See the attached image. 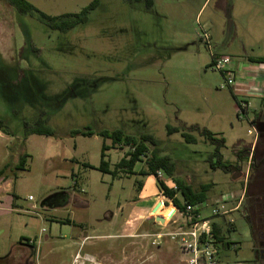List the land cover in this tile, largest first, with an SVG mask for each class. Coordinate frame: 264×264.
I'll use <instances>...</instances> for the list:
<instances>
[{
	"label": "rangeland",
	"instance_id": "obj_1",
	"mask_svg": "<svg viewBox=\"0 0 264 264\" xmlns=\"http://www.w3.org/2000/svg\"><path fill=\"white\" fill-rule=\"evenodd\" d=\"M93 1L28 0L50 17L80 14ZM154 2L147 11L142 4L101 0L86 23L62 32L0 0V120L13 136L0 134V169L10 165L0 177L1 183L9 179L0 192V259H10L0 264H17L26 246L29 264H74L78 254L90 255L93 264H186L189 256L176 244L163 240L155 247L147 237L177 227L143 220L147 211L135 205L143 177L114 179L96 170L103 144L112 147L110 163L130 151L98 135L118 131L154 138L150 151L169 157L177 179L206 197L204 218L215 207L234 208L232 201L220 203L222 197L239 202L246 185L241 209L215 218L231 243L220 262L264 264V166L248 170L244 158L238 171L214 170L208 161L214 146L189 130L221 132L225 165L237 167L235 151L244 155L257 140V163L264 157V137L255 140L249 121L237 117V102L231 89H221L223 75L201 39L209 33L214 51L228 43L229 70L239 56L264 57V0ZM247 101L252 110L261 104ZM43 127L55 137L33 135L24 146L25 133ZM169 128L179 132L169 135ZM88 130L95 135H72ZM183 132L198 142L187 143ZM24 153L27 163L17 171ZM61 191L73 195L67 207H43ZM168 208L163 216L169 218ZM67 220L72 224L60 223Z\"/></svg>",
	"mask_w": 264,
	"mask_h": 264
},
{
	"label": "trees",
	"instance_id": "obj_2",
	"mask_svg": "<svg viewBox=\"0 0 264 264\" xmlns=\"http://www.w3.org/2000/svg\"><path fill=\"white\" fill-rule=\"evenodd\" d=\"M7 3L15 8L22 15H32L40 18L41 21L47 23L53 29H60L62 32H68L69 30L79 26L83 23H86L88 20L89 13L100 6L101 0H94L89 6H87L80 14H66L60 17H50L32 4L27 2L26 0H6ZM125 2L130 5H138L142 4L147 11H152L155 5L154 0H125ZM60 23L61 25H58ZM251 63H259L264 64V58H250ZM255 124H257L255 122ZM28 124H26L27 126ZM192 132L198 133L201 137L207 140L214 146V152L209 158L210 167L214 170H223L225 172H233V170H240V167H234L224 164V158L222 156V149L225 147L224 138H218L215 134L210 132L208 129H201L198 126L191 127L189 129ZM0 132L6 136L12 137V134L6 127V125L0 120ZM178 129L169 128V135L173 133H178ZM32 135L46 136V137H55V134L47 128H32L28 130L23 136L24 146L27 139ZM75 136H83V137H93L95 135L94 132L88 130L87 132H74L72 134ZM102 138L109 139L112 141V145H120L121 147L129 148L130 151L127 152L125 157L115 165L114 169L111 170L110 163L106 160V152L112 149V147H108L105 144L102 146V154H101V163L96 170L105 174L111 175L114 179L119 177L136 175L134 172V168L138 163H146V170L140 172V176L143 177H155L158 171H162L165 175L172 180H174L177 190H173L168 188L164 182H159V187L163 193V196L169 200L173 201V204L179 208L184 209L185 204H193L198 205L201 203H205L207 201L206 197L203 193L199 191H194L193 188L187 185L184 181H180L177 179L174 172V164L172 160L167 156H160L157 151H150V146H155L157 142L151 136H142L140 138L131 137L125 135L123 132H101L98 134ZM183 139L189 144H196L197 139L192 136L190 133L183 132ZM262 137V136H261ZM150 145V146H149ZM149 152H151V156H149ZM27 154H22L18 160L17 171H22L23 167L27 163ZM258 167L257 159L255 153H253V162L252 168L256 169ZM10 168V165L5 166L0 171V177L4 175V173ZM91 169H95L90 167ZM142 184L140 182L136 183L137 190L140 191ZM205 187L203 191H206ZM177 194L180 196V199L177 198ZM72 193L67 191L58 192L49 198H47L43 202V207L49 209H57L67 207L72 201ZM63 225H71L72 222L70 220L60 222ZM249 223V221H248ZM251 227L252 236L254 235V229L252 225L249 223ZM213 230L215 233L216 245L219 250V257H221V252L223 250L230 249L231 243L227 242L224 235H221L220 228H218L215 224L213 225ZM10 259V256H7L3 259H0V263H4ZM221 259V258H220Z\"/></svg>",
	"mask_w": 264,
	"mask_h": 264
},
{
	"label": "built area",
	"instance_id": "obj_3",
	"mask_svg": "<svg viewBox=\"0 0 264 264\" xmlns=\"http://www.w3.org/2000/svg\"><path fill=\"white\" fill-rule=\"evenodd\" d=\"M201 39L205 40L209 51L213 53L210 35L205 33ZM230 63L231 59L229 57H222L213 62L214 69L221 72L224 78V84L221 86V89H233L237 84V75L227 68ZM236 102L237 117L242 121L244 119L249 121L251 129L248 130V133L250 135H255V140H257L258 131L254 119L250 118V104L244 98H239ZM165 177L166 175L164 172L158 171L154 178L157 181H162ZM173 190L176 191L177 187H174ZM234 199L235 197L233 195L224 196L220 203L226 204L234 201ZM30 200H32V198H30ZM242 200L240 199V201ZM161 202L163 205L159 213L152 215L153 221H155L156 217H160L159 215L162 213V217L160 218L165 220V224L164 226L158 224V226H175L177 228L174 231L148 234L147 237L152 239V246L159 247L163 240H169L176 244L182 253L189 256L186 264H222L220 262L218 247L216 245L213 225L215 224V218L223 217L227 215L228 212H221L219 207H215L212 209L211 215L204 218L202 212L209 207V204L206 202L198 205L185 204L183 210L177 208L173 204V201L167 198ZM168 204H170V206ZM166 208L169 209V218L163 216V212ZM178 217H181L182 219L181 224H179V221L177 220ZM28 244L34 245L33 242H29ZM94 262L95 260L90 255L82 257L78 254L74 258V264H93Z\"/></svg>",
	"mask_w": 264,
	"mask_h": 264
},
{
	"label": "crops",
	"instance_id": "obj_4",
	"mask_svg": "<svg viewBox=\"0 0 264 264\" xmlns=\"http://www.w3.org/2000/svg\"><path fill=\"white\" fill-rule=\"evenodd\" d=\"M27 2H28V0H27ZM210 38L212 41L213 39L211 36H210ZM212 46H214L213 43H212ZM217 46H218L217 47L218 51H216L217 48L214 51V47H213V53L210 52L212 60L214 61V60H217V59L222 58V57H229L232 61V58H231L232 56L228 55V53H227L228 48L230 47L228 45V43L224 42L222 45H217ZM250 58H264V57H249V56L240 57L239 56L238 62H237L238 65L236 66L235 69L230 70L237 75V84L230 91H231V94L234 97L235 101H237V99H239V98H244L246 100L250 99V98L251 99L252 98L260 99L261 104H260L259 108L253 109V110L250 109L251 110L250 118L254 119V121L257 123L256 126H257L258 137H259L258 139H260L261 136L264 137V64L251 63L249 61ZM256 91H258L259 93H257ZM250 108H251V106H250ZM210 130L209 131L212 132L213 134H215L218 138H222L221 132L214 131L212 129H210ZM0 134H3V133L0 132ZM4 136H6V135H4ZM7 137H9V136H7ZM259 143H260L259 140H257V142L253 141L252 144L247 146V151H246L247 153L244 155H241L239 150L235 151L237 154L235 162L237 163L238 167H241L243 164L244 158H247V169L250 170L252 168L253 153H255ZM242 146H244V145H242ZM106 156H108L107 153H106ZM123 158H121V160ZM121 160H119L116 163H110L109 162L110 166H111V170H113L115 165H117ZM143 164L144 163H138L135 166L134 172L136 175H139L141 171L146 170V168ZM262 166H264V157H262V159H260V161H258V167L257 168H260ZM1 170L2 169H0V171ZM122 177H119V178H122ZM8 181H9V179L5 180L4 183H1L2 181L0 179V192H1L2 188H4V185ZM162 182H164L165 185L170 189H173L174 187H176L174 180H172L171 178H169L167 176L165 177L164 180H162ZM140 183L142 184L141 185L142 187H141L140 191H138L139 192V198H137L135 200V205L137 207L140 206L141 208H143V210L147 211L145 213L146 215H145L143 220L150 221L151 219H153V216H152L153 215L152 214L153 209L162 200V197H161L162 191L159 187V182L154 177H143V181H140ZM245 189H246V185H245L244 190L242 192V194H244V195L246 193ZM244 195H243V197H244ZM176 197L179 198V195L177 194ZM242 198H241V200H242ZM244 199L245 198H243V200L239 201V202H237V201L233 202L232 201V203L236 204V206L230 210H226L228 212V214L223 216V217H226L231 213H235L236 211H239L241 209V207L243 206V202L245 201ZM215 225L218 228H220L221 235H223L222 229L216 221H215ZM153 226L155 227L154 223H153ZM138 230H139V228L137 229V231ZM23 248H24V250H26V251H24L26 253L29 251V249L32 250V248L29 246H26ZM25 254L22 253L20 255L19 259H22ZM29 263L30 262H28V264Z\"/></svg>",
	"mask_w": 264,
	"mask_h": 264
},
{
	"label": "water",
	"instance_id": "obj_5",
	"mask_svg": "<svg viewBox=\"0 0 264 264\" xmlns=\"http://www.w3.org/2000/svg\"><path fill=\"white\" fill-rule=\"evenodd\" d=\"M162 205H163V203L159 202L157 204V206L153 209L152 214L156 215L158 213V211L161 209ZM155 224L164 225L165 224V220L163 218L156 217L155 218Z\"/></svg>",
	"mask_w": 264,
	"mask_h": 264
},
{
	"label": "flooded vegetation",
	"instance_id": "obj_6",
	"mask_svg": "<svg viewBox=\"0 0 264 264\" xmlns=\"http://www.w3.org/2000/svg\"><path fill=\"white\" fill-rule=\"evenodd\" d=\"M245 206H246V203H245ZM261 219L264 222V203H263V206H262V216H261ZM260 244L262 245V243H260ZM28 262H29L28 259L27 260L26 259L24 260V258H22V259L19 260V262H17V264H28ZM86 264H91V263H86Z\"/></svg>",
	"mask_w": 264,
	"mask_h": 264
},
{
	"label": "bare ground",
	"instance_id": "obj_7",
	"mask_svg": "<svg viewBox=\"0 0 264 264\" xmlns=\"http://www.w3.org/2000/svg\"><path fill=\"white\" fill-rule=\"evenodd\" d=\"M159 212V211H158ZM162 217V216H161Z\"/></svg>",
	"mask_w": 264,
	"mask_h": 264
}]
</instances>
